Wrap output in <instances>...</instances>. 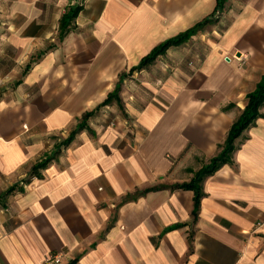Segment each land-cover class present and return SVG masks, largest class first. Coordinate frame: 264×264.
Instances as JSON below:
<instances>
[{
    "label": "crops",
    "instance_id": "0c3cea01",
    "mask_svg": "<svg viewBox=\"0 0 264 264\" xmlns=\"http://www.w3.org/2000/svg\"><path fill=\"white\" fill-rule=\"evenodd\" d=\"M73 2L0 0V264H264V105L196 220L194 192L170 188L217 154L264 77V0H229L102 106L216 0H84L61 35Z\"/></svg>",
    "mask_w": 264,
    "mask_h": 264
},
{
    "label": "trees",
    "instance_id": "16d2710c",
    "mask_svg": "<svg viewBox=\"0 0 264 264\" xmlns=\"http://www.w3.org/2000/svg\"><path fill=\"white\" fill-rule=\"evenodd\" d=\"M73 4L68 6L65 13L62 15L60 20V32L61 35L66 34L73 27V22L76 20L80 11L83 9L84 0H74ZM229 0H216L215 11L203 18L201 21L191 26L179 34L166 39L162 43L158 44L155 48H153L147 55H145L140 62L133 66L129 73L123 74L120 77L119 82L117 83L115 89L110 92L107 98L103 101L102 105L110 104L113 101L120 100V90L121 84L124 78L128 76V74L133 73L134 71H140L142 69L147 68L152 63L156 61V59L165 54L167 50L173 46H180L188 42L194 35L198 32L205 30L206 26L210 23H215L220 21L225 13L226 6ZM248 102L240 114L237 121L233 123L231 126L226 139L223 143L219 144V150L215 156L211 158V160L205 164L200 170H198L192 179L188 182L176 183L170 186L171 189H184V190H192L194 192V209L193 216L196 220L199 215V210L201 208L202 198L205 195L203 190V182L205 179L211 175H213L216 171H218L225 164L233 162L234 152L239 147L238 139L242 136L243 132L248 129L250 126L254 125L257 119L262 116L261 107L264 105V77L257 84L256 88L247 95ZM92 112H88L84 115L83 120L79 123L77 129L74 131L71 136L64 141V144H69L74 135L80 131L81 129L86 127V120L92 115ZM48 161H42L39 164L35 165L33 168V174L38 173L37 171L45 167ZM163 186L157 185L154 187L147 188L146 190L136 193L133 196H129L130 199H135L139 195L144 194L148 191L157 190L162 188Z\"/></svg>",
    "mask_w": 264,
    "mask_h": 264
},
{
    "label": "built area",
    "instance_id": "2783aa9c",
    "mask_svg": "<svg viewBox=\"0 0 264 264\" xmlns=\"http://www.w3.org/2000/svg\"><path fill=\"white\" fill-rule=\"evenodd\" d=\"M243 61L247 60L246 56H242ZM63 254L62 253H52L45 258L43 264H62Z\"/></svg>",
    "mask_w": 264,
    "mask_h": 264
}]
</instances>
